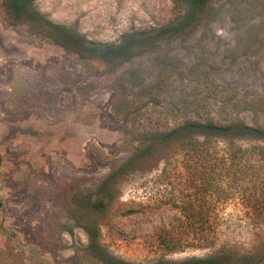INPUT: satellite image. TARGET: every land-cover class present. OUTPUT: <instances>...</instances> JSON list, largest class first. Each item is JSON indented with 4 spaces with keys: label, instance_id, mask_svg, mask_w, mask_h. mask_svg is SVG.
Segmentation results:
<instances>
[{
    "label": "rangeland",
    "instance_id": "374dc122",
    "mask_svg": "<svg viewBox=\"0 0 264 264\" xmlns=\"http://www.w3.org/2000/svg\"><path fill=\"white\" fill-rule=\"evenodd\" d=\"M2 2L0 264H264V0H37L65 47Z\"/></svg>",
    "mask_w": 264,
    "mask_h": 264
},
{
    "label": "trees",
    "instance_id": "16d2710c",
    "mask_svg": "<svg viewBox=\"0 0 264 264\" xmlns=\"http://www.w3.org/2000/svg\"><path fill=\"white\" fill-rule=\"evenodd\" d=\"M36 1L37 0H3L2 6L3 9L7 12V14L11 15L13 19L29 20L32 24L35 25L37 29H39V32L41 31L42 33H47L46 37L50 39L53 43H56L61 47H65L67 45V42L73 38L72 33L66 27L55 25L50 20L44 18L41 15V12L35 6ZM210 2L211 0H182L185 12L189 15L188 20H186L187 22H185V24L183 25H190L189 22L193 21L192 19L195 18L197 15L204 12H208V6ZM190 130H192V133L194 135V141L191 142L193 146L196 145L194 148L200 147L199 143L201 139H204L209 144L212 142V140H217L226 136L235 137V135L242 134L245 132L259 131L255 128L247 126L244 123H235L228 126H218L214 122L191 121L186 122L185 124L181 125L172 132L167 133L165 136H162V139L166 141H172L173 137L184 136ZM262 133L264 134L263 131ZM151 139L155 142L161 140V136H159L158 138ZM105 203L106 202L104 200L99 201V203H97V210L104 209L106 206ZM191 207L193 209V206L190 204L189 207H187L186 209L190 210ZM191 218L192 216L188 217L189 220ZM179 223L182 225L181 227L184 228V234H186L182 236H190L188 228L190 227L191 223L188 224L189 221L182 219ZM183 239V237L179 240L177 238H171L168 241L163 240V243L168 249H175L180 246L181 241H183ZM212 240H215V236H213ZM209 262L213 261H211V259L206 261V263Z\"/></svg>",
    "mask_w": 264,
    "mask_h": 264
}]
</instances>
